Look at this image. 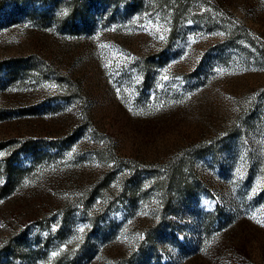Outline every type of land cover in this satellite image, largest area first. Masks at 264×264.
<instances>
[{"label": "rangeland", "instance_id": "374dc122", "mask_svg": "<svg viewBox=\"0 0 264 264\" xmlns=\"http://www.w3.org/2000/svg\"><path fill=\"white\" fill-rule=\"evenodd\" d=\"M0 264H264V0H0Z\"/></svg>", "mask_w": 264, "mask_h": 264}]
</instances>
